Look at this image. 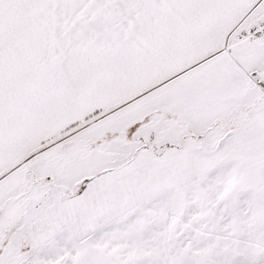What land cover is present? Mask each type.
Returning a JSON list of instances; mask_svg holds the SVG:
<instances>
[{
    "label": "snow or ice",
    "instance_id": "6c2138e0",
    "mask_svg": "<svg viewBox=\"0 0 264 264\" xmlns=\"http://www.w3.org/2000/svg\"><path fill=\"white\" fill-rule=\"evenodd\" d=\"M0 264H264V0H0Z\"/></svg>",
    "mask_w": 264,
    "mask_h": 264
}]
</instances>
